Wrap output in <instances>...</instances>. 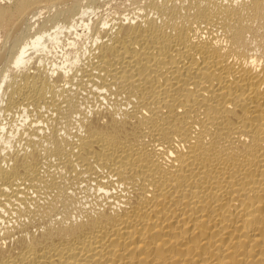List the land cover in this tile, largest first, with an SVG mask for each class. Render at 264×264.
Wrapping results in <instances>:
<instances>
[{
  "label": "bare ground",
  "instance_id": "1",
  "mask_svg": "<svg viewBox=\"0 0 264 264\" xmlns=\"http://www.w3.org/2000/svg\"><path fill=\"white\" fill-rule=\"evenodd\" d=\"M0 264H264V0H0Z\"/></svg>",
  "mask_w": 264,
  "mask_h": 264
}]
</instances>
